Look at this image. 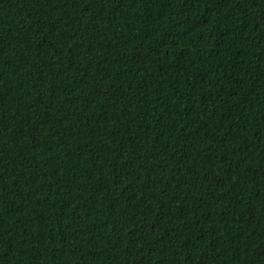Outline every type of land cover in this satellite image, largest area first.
Instances as JSON below:
<instances>
[{"label": "trees", "instance_id": "16d2710c", "mask_svg": "<svg viewBox=\"0 0 264 264\" xmlns=\"http://www.w3.org/2000/svg\"><path fill=\"white\" fill-rule=\"evenodd\" d=\"M0 264H264V0H0Z\"/></svg>", "mask_w": 264, "mask_h": 264}]
</instances>
